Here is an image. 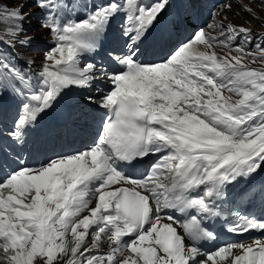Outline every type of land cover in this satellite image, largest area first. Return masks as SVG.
Returning a JSON list of instances; mask_svg holds the SVG:
<instances>
[{
  "label": "snow or ice",
  "instance_id": "snow-or-ice-1",
  "mask_svg": "<svg viewBox=\"0 0 264 264\" xmlns=\"http://www.w3.org/2000/svg\"><path fill=\"white\" fill-rule=\"evenodd\" d=\"M28 6L0 0V99L16 103L10 124L0 112V264H264V215L236 203L264 206V67L245 62L264 64V34L222 18L181 36L189 0H32L50 46L21 63ZM118 17V46L92 59ZM73 92L103 112L94 138L29 164V133ZM219 221L261 235L208 251Z\"/></svg>",
  "mask_w": 264,
  "mask_h": 264
},
{
  "label": "rangeland",
  "instance_id": "rangeland-1",
  "mask_svg": "<svg viewBox=\"0 0 264 264\" xmlns=\"http://www.w3.org/2000/svg\"><path fill=\"white\" fill-rule=\"evenodd\" d=\"M239 3L248 5L252 9L254 16L257 18L254 19L248 14L244 13L243 10L238 6L236 1L232 3V4H235V6L233 8L231 6L230 10L228 8L226 9L224 8L222 10L221 18H226L224 19V21H230V22L233 21V18H238V21L242 25H246L247 27H250L255 32L263 33L264 32V10H263L264 5L261 4L260 0H256L255 3H253L252 0H239ZM11 7L13 8L15 7V5H12ZM25 12H30V11L28 10ZM28 21L29 20H27V22ZM233 23L235 22L233 21ZM37 31L41 32V30H37ZM19 56H20L21 63H25L27 59L29 58H42L43 54L40 51H33L32 49L27 48V49H23V53L19 52ZM245 62L248 63L253 68H257V64L259 63V62L253 63L252 61H245ZM39 64H40V59H37V63L36 65H34V67L38 68ZM9 107H12L11 112H15L16 111L15 101L9 104ZM1 109H4V107H1Z\"/></svg>",
  "mask_w": 264,
  "mask_h": 264
},
{
  "label": "bare ground",
  "instance_id": "bare-ground-1",
  "mask_svg": "<svg viewBox=\"0 0 264 264\" xmlns=\"http://www.w3.org/2000/svg\"><path fill=\"white\" fill-rule=\"evenodd\" d=\"M231 6H232V8L235 6V4H230ZM221 16H222V14L221 13H219V15H218V18L221 20L222 18H221ZM233 21L235 22V24H237V25H242L239 21H238V18H233ZM232 21V22H233ZM244 26H246V25H244ZM247 27V26H246Z\"/></svg>",
  "mask_w": 264,
  "mask_h": 264
},
{
  "label": "trees",
  "instance_id": "trees-1",
  "mask_svg": "<svg viewBox=\"0 0 264 264\" xmlns=\"http://www.w3.org/2000/svg\"><path fill=\"white\" fill-rule=\"evenodd\" d=\"M11 0H4V4L10 7Z\"/></svg>",
  "mask_w": 264,
  "mask_h": 264
}]
</instances>
